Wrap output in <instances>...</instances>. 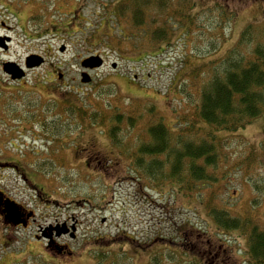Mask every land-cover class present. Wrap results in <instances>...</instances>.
<instances>
[{"label": "rangeland", "instance_id": "obj_1", "mask_svg": "<svg viewBox=\"0 0 264 264\" xmlns=\"http://www.w3.org/2000/svg\"><path fill=\"white\" fill-rule=\"evenodd\" d=\"M113 3L114 0H0V36L10 37L8 47H0V155L20 157L24 164L27 162L35 182L54 198L50 204L41 201L18 172L0 167V187L18 202L35 209L37 214L32 227L10 235V239L0 222V264H151L156 262L155 252H161V264H168L170 259L164 254L168 253L167 247L174 252L171 255H176L173 264H187L183 257L189 264H199L200 260H192L195 253L183 256V252L191 243L198 251L204 250L207 244L204 246L200 236L223 239L233 246L237 264H244L245 238L237 231L229 234L208 215L209 190L196 198L195 194L171 188L170 184L151 186L133 170L129 153H123L112 144L106 125L91 126L90 121L85 123L84 120L83 130L75 127L64 133L59 130L61 147L57 145L56 149L59 147L61 152L55 163L47 160H53L51 149L45 150L43 146L52 129H33L30 122L26 128L31 131L20 130L23 115H29L27 109H43L42 124L56 119L57 129H60L61 114L68 104L88 103L95 109L93 104L100 99L111 105L106 114L119 111L126 118L143 116L134 127L128 125L126 119L123 125L125 139L121 144H128L133 150L142 141H149L147 129L159 119L170 130L184 127L187 119L193 121L198 89L193 87L187 94L177 90L185 72L222 59L227 51L238 46L248 26H253L256 35L264 29V0L223 1V7L234 12L233 18L225 22L222 16L216 17L217 11L211 10L208 0H195L196 8L209 14L202 19L203 26L214 25L218 27L215 30L221 31L222 43L217 50L211 46L210 35L191 32L193 24L185 19L184 28L177 23L179 17L166 25L174 30L170 42L152 48L147 40L149 33L164 24V14L156 2L144 5L147 22L138 31L129 29L128 19L122 23L107 17ZM171 5L173 10L168 14L180 13L182 18L189 19L184 15L187 8L183 7L182 0H173ZM203 5L207 8L202 9ZM205 33L213 35L212 31ZM138 35L140 39L135 41ZM256 43L258 41L254 40L246 47L253 49ZM62 45L66 46L64 51H60ZM33 53L43 56L45 63L33 68L21 82L22 79L11 80L3 70V63L24 64L26 57ZM95 54L102 55L105 64L88 70L92 80L82 83L81 61ZM113 62H117L115 69ZM151 107L152 114L148 111ZM50 108L55 109L56 118ZM50 125L54 127L51 123L47 126ZM62 135L65 136L61 138ZM218 135L230 139L229 148L223 150L227 158L220 163V169L230 166L229 161L243 159L242 155L249 149H258L259 154L264 140V112L237 133L220 132ZM89 142H95V150L107 159L104 162L109 167L108 173L103 172L102 162H91V166L85 163L86 150L82 146H88ZM32 145H37L41 151L40 159L30 155L26 160L25 156H19L32 153ZM263 174L264 170L246 173L227 169L225 175L218 173L221 182L217 185L221 206H227L235 215H250L262 228L264 195L254 191L248 177L257 180ZM70 216L78 221L77 237L65 238L63 242H69L73 252L63 255L46 252V241L34 238L38 225ZM180 236H185L183 246L179 244ZM106 240L110 242H104ZM102 254L108 258L102 261ZM121 255L124 261L120 260Z\"/></svg>", "mask_w": 264, "mask_h": 264}, {"label": "trees", "instance_id": "obj_2", "mask_svg": "<svg viewBox=\"0 0 264 264\" xmlns=\"http://www.w3.org/2000/svg\"><path fill=\"white\" fill-rule=\"evenodd\" d=\"M9 1L22 2L26 0ZM125 1L127 0H114L112 11L107 12V17L109 15L112 19L115 18L117 22L122 23L124 19L130 20L129 29L137 30L146 24L147 12L144 5L156 2V5L161 8L162 14H164L162 15L164 16V24L154 28L147 39L152 48L170 42L174 30L171 31V26L166 28V25H170L175 17L180 18L177 23L184 28L183 19L189 24L192 23L191 32L194 30L200 35H210L211 46L214 50H217L218 44L222 43V37L219 35L221 34L220 29L215 30L218 27L214 25L207 27L201 23L202 19L209 14L206 10L200 12L201 9L198 10L194 5L195 0H182L183 7L187 8L184 15L189 19L182 18L180 13L174 16L168 14L169 11L173 10L171 5L173 0ZM203 1L205 2V0ZM223 1L225 0H208V3L211 10L217 11L216 17L222 16L221 20L225 22V20L229 21L233 18L234 12L225 9ZM202 7V9L207 8L206 5ZM216 25L218 24L216 23ZM245 29L243 38L238 41V46L227 51L222 59L210 62L208 66H199L190 72H185L186 79L181 80L177 90L187 94L189 89L197 88L199 100L194 109L193 121L185 120L184 127H176L170 130L164 121L159 119L151 123L147 129L149 141H142L132 150V146L121 144L125 139V136L122 135L123 125L126 124V119L127 124L134 127L138 121H142L143 116L141 114L128 115L126 118L125 114L119 111L106 114L111 105L96 96L99 100L93 104L95 109H91V104L88 103L85 105H81L80 102L68 104L66 110L61 114L63 121L59 130L61 133L67 132L73 127L83 130L84 120L85 123L90 121L91 126L93 124L106 125L112 144L121 148L123 153H129L133 162V170L138 172L143 179H147L151 186L164 187L170 184L171 188L175 187L184 190V192L188 191L192 196L195 194L196 198L204 195L205 192L203 191L209 190L210 195L206 198L207 203L205 202L208 207V215L213 218L218 227L226 230L229 234L232 235L234 231H237L244 236L246 242L244 250L250 264H264V228L250 215H235L227 206H221L222 202L218 201L217 193L218 182H221V177L218 176L220 172L225 175L227 169L242 170L246 173H252L253 170L258 172L264 170V140L260 144L262 149H259V154L257 153L258 149H249L247 153L242 155L243 159L240 161H229L228 164L231 165L223 169H220L219 166L227 158V154L223 150L229 148L230 139L220 137L218 133H237L264 112V29L260 31L259 35L254 33L253 26H248ZM190 31L186 33L189 35ZM206 31H212L213 35L206 34ZM145 34L147 35L148 32ZM134 39H136L135 41L139 40V35L137 38L135 36ZM254 40L260 44L256 43L257 45L253 49H248L246 46L253 43ZM148 111L150 114L154 113L152 107ZM56 122V119L52 122L46 121L47 125L49 123L54 125L52 134L57 130ZM65 135H62L61 138ZM243 141L242 139L239 140L240 143ZM162 155L164 158L160 159L159 156ZM259 176L257 180L250 176L248 181L252 183V187H255L254 191L262 196V194L264 195V174ZM223 185L229 188V186ZM197 235L195 234V236ZM184 238L185 236H180L179 244L182 246L186 244ZM184 249L183 256L186 253L190 255L195 253L192 255V260L196 261L203 252V250L198 251L193 243ZM166 251L168 252L164 253L166 259H170L168 264H173L172 260L176 261V255H171L174 252L168 247ZM160 254L161 252L154 253L153 257H155L156 262H151V264H161ZM102 257V261L108 258L106 254H102ZM121 259H123L122 255L120 256ZM183 261L189 264L185 257H183Z\"/></svg>", "mask_w": 264, "mask_h": 264}, {"label": "flooded vegetation", "instance_id": "obj_3", "mask_svg": "<svg viewBox=\"0 0 264 264\" xmlns=\"http://www.w3.org/2000/svg\"><path fill=\"white\" fill-rule=\"evenodd\" d=\"M216 1V0H214ZM246 0H237V2L242 3L245 2ZM194 5H198L194 2ZM211 8V7H210ZM26 62V61H25ZM25 62L24 64L20 63L21 66L25 67ZM33 71V68L31 69H26V76L29 75V73ZM82 73V71H81ZM26 79V78H25ZM20 80L19 82L23 81ZM0 110L2 108L0 107ZM29 111V115H23L22 119V126L20 127V130H25V131H31L26 128L27 124L32 123L33 129L36 127L38 130L40 128H46V129H53L52 126H47L45 124H42V118H43V109L38 110V109H27ZM50 112L55 113L54 108L49 109ZM31 111H34L31 113ZM32 116V117H29ZM54 117L56 118V113L54 114ZM5 118L2 116V120ZM31 122V123H30ZM33 137H36L35 135H31ZM59 138V139H58ZM39 139V138H38ZM47 139V140H46ZM60 132L59 129L55 131V134L52 135L49 138L45 137V141L43 146L44 149L46 150L49 148L50 154H52L53 160L47 158L48 161L50 162H56L55 160L59 157L60 155V148L58 147V150L56 149L57 145L61 147V141H60ZM48 146L46 147V145ZM95 142L91 143L89 142L88 146L83 145L82 148L86 150V157H85V163H87L89 166H91V162L95 163H104V165H101L103 167V172L108 173L109 172V167L105 165V159L104 155L100 154L99 151L95 150ZM63 146V145H62ZM1 147V146H0ZM37 145H32L31 149L33 148L32 153L27 152L25 155H19V156H25V159L27 160L28 156H33L35 157L36 160L40 159V154L41 151L37 148ZM43 149V150H44ZM81 152V151H80ZM34 154V155H33ZM80 154H83L82 152ZM18 159L14 158L13 156H1L0 155V167L1 168H10L14 170L15 172L19 173V176L23 179L24 183L31 187L35 192L38 198L45 202L50 204L52 200L51 194H48L44 191V188L39 186L36 182L35 179L31 176L30 170H32L27 164V162L24 164L21 160L20 157H17ZM46 160V161H47ZM84 160V159H83ZM90 162V163H89ZM36 172V170H34ZM1 196L3 197V200L10 198L11 200H15L9 193L6 192L2 187H0ZM52 199V200H51ZM22 208V212L24 213V218L26 219V225L20 223V224H15L13 222H6L4 218L3 209L4 206H0V222L2 225L5 227V230L7 232V237L10 239V235H15L16 232L22 230V229H28L32 227L33 223L36 220V211L35 209L28 207L21 202H18L15 200ZM30 216L28 217V215ZM28 217V218H27ZM73 225L76 227L75 233L72 232ZM78 221L76 217L70 216L62 219L61 221L59 219H56L54 222H48L47 224H39L38 229L36 233H34V238L38 241L45 240V245H44V250L48 253L51 254H71L73 252L72 248L70 247L69 242H63L65 238H72L75 239L77 237V228H78ZM64 229H67L68 232L62 233L61 235H58L59 231H62ZM75 235V236H74ZM131 238V237H128ZM200 241L204 242L207 244V247L203 250L202 254L199 256L200 262L199 264H237L236 257L234 255V249L232 248L233 246L230 245L229 243L225 242L223 239L219 240H211V238L203 237L200 236ZM104 242H110V240H106ZM232 246V247H231ZM204 248V247H203ZM240 250V249H239ZM248 258L245 257L243 263L244 264H250L248 262Z\"/></svg>", "mask_w": 264, "mask_h": 264}, {"label": "water", "instance_id": "obj_4", "mask_svg": "<svg viewBox=\"0 0 264 264\" xmlns=\"http://www.w3.org/2000/svg\"><path fill=\"white\" fill-rule=\"evenodd\" d=\"M5 39L0 37V46L7 48L5 44ZM61 51L65 50V45L60 48ZM44 63V58L38 54H31L26 59V67L31 68L35 66H40ZM103 65V58L100 55H90L82 61V66L86 69H95L100 68ZM117 63L114 62L112 67H116ZM3 70L11 76V79H21L25 76V70L19 66L14 61H8L3 63ZM81 82L88 83L91 82L92 78L88 72H82ZM0 191V206L3 205V214L6 222H13L15 224H24L26 225V219L24 218V213L22 212L21 206L14 200L7 198L3 200ZM30 214L28 215V217ZM27 217V218H28ZM76 227L73 225L72 232L75 233ZM68 232L67 229L58 232V235ZM75 236V235H74Z\"/></svg>", "mask_w": 264, "mask_h": 264}]
</instances>
